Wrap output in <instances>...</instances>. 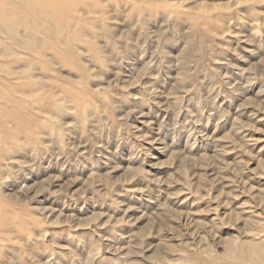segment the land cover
Instances as JSON below:
<instances>
[{
	"label": "rangeland",
	"instance_id": "1",
	"mask_svg": "<svg viewBox=\"0 0 264 264\" xmlns=\"http://www.w3.org/2000/svg\"><path fill=\"white\" fill-rule=\"evenodd\" d=\"M51 1L0 0V264L263 239L264 0Z\"/></svg>",
	"mask_w": 264,
	"mask_h": 264
},
{
	"label": "bare ground",
	"instance_id": "2",
	"mask_svg": "<svg viewBox=\"0 0 264 264\" xmlns=\"http://www.w3.org/2000/svg\"><path fill=\"white\" fill-rule=\"evenodd\" d=\"M51 2L54 5L53 6L51 4V7L53 6L55 7V9L63 7L64 12L68 11V9L63 6L61 0H52ZM7 25H6V21L3 18L2 19L0 18V31L2 32L3 30L5 34H7L6 32L8 31L14 32L15 30L14 26L10 23H7ZM3 26L7 27V31H5L6 28L4 29ZM1 27L3 28L2 30H1ZM14 34L13 33H11L10 35L7 34V38L11 39L13 42H17L20 47H24L25 45H33L35 47L39 46V43H37V41H35V39H33V37H31L30 35H27L26 36L27 38H24L22 36L20 39H17ZM21 41H24L23 45H20ZM13 45L17 46L15 44ZM11 49L12 48L10 49L6 48L4 51L0 52V55H3L4 57H6L10 53ZM10 56H11V53H10ZM245 222H248V220ZM247 227L249 228V225H247ZM247 227H244V228L246 229ZM245 231L246 230H243V232ZM256 233H254V236L257 235ZM225 242H226V250L222 254H220V256H217L218 254L214 253L215 251L213 248V250H210V254L207 253L208 252L207 250H204L207 255L204 254L205 255L204 256L202 253L203 256H201V254H197L195 256L192 254L189 256L188 260L192 264H264V237L263 239H256V238H249V239L245 238L244 239V238H239L235 236L233 238H227ZM237 248H240L241 250L239 254H230L232 249H237Z\"/></svg>",
	"mask_w": 264,
	"mask_h": 264
}]
</instances>
